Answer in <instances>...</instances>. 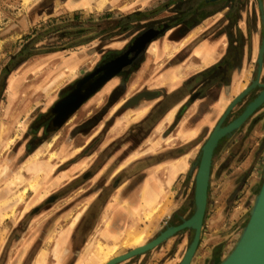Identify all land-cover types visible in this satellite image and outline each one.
<instances>
[{
  "label": "rangeland",
  "instance_id": "rangeland-1",
  "mask_svg": "<svg viewBox=\"0 0 264 264\" xmlns=\"http://www.w3.org/2000/svg\"><path fill=\"white\" fill-rule=\"evenodd\" d=\"M123 1L0 0V264H31L42 250L45 253L49 251V260L52 262L53 247L57 239L62 240V233L69 227L75 231L68 252L70 261L73 260L83 240L87 239L86 235L95 228L107 200L117 192L123 197L134 192L145 175L143 169L155 160L148 161L140 155L145 160L133 164L134 160L131 159L139 156L138 152H146L151 147L145 139L164 106L140 127L125 124L124 127L128 128H124L123 134L115 133L116 121L121 117L132 120L129 117L133 108L123 109V105L140 93L143 87V84L132 86L133 67L107 82L60 128H48L52 127L51 124L48 129L45 128L49 121L46 119L49 110L67 94L73 83L104 61L121 55L142 26L141 29L131 30L105 42L95 39L72 49L33 56L19 63L2 79L3 68L34 29L52 19L69 25L74 13L80 14L81 21L89 17L99 19L106 13L116 18L124 16L109 11L116 10L115 7ZM127 1L131 2L128 7L145 3L144 0ZM166 1L157 0L154 6L140 11L145 13V16H141L144 21L138 22L143 23V29H146L145 19L149 17L146 14ZM167 15L166 12L160 13L158 19ZM65 29L67 31L73 27ZM56 35H51L37 47L50 45L62 48L80 39L66 37L58 40ZM87 37L84 35L81 39ZM115 42H121L116 47L123 46L120 49L113 48L115 46L112 43ZM143 55L138 59L137 66L142 62ZM114 81L117 86L108 90V85ZM145 111L146 108L142 114ZM255 120H252L245 136L237 135L239 138L236 137L238 140L235 141L236 135L230 139L227 147L230 150L222 162L228 167L224 178L225 187H221L218 193L221 212L214 215L205 209L192 264H211L214 256L224 258L247 222L254 196L261 185L264 165V134L258 137L251 134L256 125ZM262 126L264 131V122ZM211 131L204 132L200 139L188 147L195 155L189 165V179L179 181L169 191L171 214L165 213L160 222L156 221L154 225L159 226L152 232L151 229L147 230L148 234L143 231L140 236L142 243L153 240L167 227L178 225L181 219H188L192 215L197 156ZM227 139L218 142L215 156L221 152ZM233 141L235 147L231 148ZM164 143L159 139L156 149L166 148ZM141 147L143 151L139 150ZM213 159L215 161L216 158ZM120 186L122 188H118ZM178 233L162 243L164 249L161 254L164 256L161 258L162 263L156 264L180 263L193 232L186 230ZM131 246L128 239L123 240L115 248H110L111 252L106 255L113 257ZM99 247L107 248L106 243L97 242L93 250L96 249L98 254ZM151 251L148 254L151 255ZM144 259L139 264H144ZM126 264L138 263L130 260Z\"/></svg>",
  "mask_w": 264,
  "mask_h": 264
},
{
  "label": "crops",
  "instance_id": "crops-1",
  "mask_svg": "<svg viewBox=\"0 0 264 264\" xmlns=\"http://www.w3.org/2000/svg\"><path fill=\"white\" fill-rule=\"evenodd\" d=\"M156 1L144 0L145 3L142 5L128 7L131 2L125 0L115 7L116 10L111 9L109 11L127 15L150 8V6H154ZM246 12L243 10L241 15L233 20L234 32L245 33ZM220 16V13L210 15L188 31H183L181 25L177 26L162 33V35H157L147 44L142 51V55L144 54L142 62L137 66V60L132 65V86L143 84L140 92H156L157 95L134 106L132 115L129 117L132 118L131 121H128L126 117H121L119 121H116L115 133L123 134L124 128H128L124 127L125 124H128L129 127L135 125L140 127L155 114L154 112L159 105L164 106L159 117L153 121L145 139L152 149L149 147L146 152H138L139 156L131 159L134 160L133 164L145 160L142 159V156L148 161H152L154 158L155 160L143 169L145 175L134 192L125 197L117 192L107 200L95 228L86 235L87 239L83 240V244L73 260L70 261L68 252L70 253L75 231L73 227H69L62 233V240L57 239L53 247L52 262L49 260V251L45 253V250H42L35 256L31 264H106L119 255L145 245L146 243H142L143 239L140 238L141 233L147 232L148 229H151V232L155 230L159 224L155 226L154 223L160 222L165 213H170L172 208L169 191H172V188L179 181L183 182L184 179H189V165L195 155H193V150H188V147L200 139L204 132L211 131L229 103L242 93L251 81L254 56L252 54L253 58H249L247 48L250 43L242 40L243 38L240 40L238 37L233 39L232 51L238 50V57L231 54L227 58L232 66L224 67L223 61L227 60L225 56L228 46L226 38L212 35V30ZM137 25L142 26V29L139 28L141 30L137 33V38L147 29L162 30H156L160 28V23L145 26L146 29H143V23H137ZM205 33H207L206 36H202ZM117 44H121V42L112 43L115 46L113 48L120 49L123 46L116 47ZM250 45L252 52H254L256 48L255 38ZM221 65L222 67H220ZM220 69L227 78L225 84V86L228 85L227 88L218 85L214 80V73ZM115 80L119 82L118 79ZM116 81L108 85V90L117 86ZM202 89L206 96L195 100V92L202 91ZM169 100L170 102L165 105ZM145 108L146 111L142 114ZM261 111L262 109L253 117L256 118ZM124 119L126 121H123ZM252 120L253 118L241 125L244 127H241L240 132L237 130L231 134L225 141L221 152L214 156L216 159L212 161L207 196V210L212 211L214 215L221 212V208H219L221 198L218 193L221 187H225L224 178L228 167L226 168L222 162L227 156V151L230 150L227 148L228 144L235 135L234 141L238 140L239 136L237 137V135L245 136L250 125H252ZM262 122L264 120L254 125L251 134L254 133L257 137L263 136ZM224 138L227 137H223L219 142ZM248 138L250 139V136ZM159 139L165 142L166 148L156 149L155 146L159 143ZM259 139L261 140L262 137ZM234 141L230 144L231 148L235 147ZM139 150L143 151L144 148L141 147ZM140 155L142 156L140 157ZM118 188H122V186ZM127 239L132 245L128 247V250L113 257H107L106 254L111 252L110 248H115L120 242ZM97 242L106 243L107 246L106 249L99 247V254L96 249L93 250L94 244ZM162 246V244L159 245L160 248L157 251H155L157 247L153 249L151 255L148 254L150 252L148 251L119 264H126L130 260H135L139 264L143 258L148 261H145L144 264L162 263L161 258L164 256L161 254L164 249ZM146 255L147 257H145Z\"/></svg>",
  "mask_w": 264,
  "mask_h": 264
},
{
  "label": "water",
  "instance_id": "water-1",
  "mask_svg": "<svg viewBox=\"0 0 264 264\" xmlns=\"http://www.w3.org/2000/svg\"><path fill=\"white\" fill-rule=\"evenodd\" d=\"M259 10L262 14L261 6ZM264 22V16L261 15ZM159 31L149 30L142 33L132 44L130 49L124 54L117 56L97 67L91 73L84 76L82 79L75 81L69 93L55 103L52 109L49 110L47 116L54 115L51 129L60 128L71 115H73L90 97L99 91L107 82L117 77L120 72L130 64L128 53L135 51L136 54L142 52L147 44L157 37ZM264 48V43L259 51V60ZM258 81H254L242 93L236 96L228 105L221 118L218 120L208 138L204 141L200 152L197 156L198 165L195 174L194 184V212L188 219H181L178 225L167 227L156 238L149 241L142 247L130 250L129 252L119 255L106 264H119L129 260L135 256L142 255L152 249L158 247L166 240L172 238L178 232L185 229L193 232L192 240L187 246L183 257L179 264H190L197 249L203 218L207 203V189L212 157L215 147L220 139L229 137L248 119V117L263 104L264 89L257 97L247 104L243 112L222 126L225 117L231 109L255 86ZM264 88V85H262ZM156 92H140L131 100L137 101L129 106L123 105V109L133 108L135 104L154 98ZM262 181L258 193L254 196L251 208L248 212V219L244 227L241 229L236 241L231 250L217 264H264V165L262 167Z\"/></svg>",
  "mask_w": 264,
  "mask_h": 264
},
{
  "label": "trees",
  "instance_id": "trees-1",
  "mask_svg": "<svg viewBox=\"0 0 264 264\" xmlns=\"http://www.w3.org/2000/svg\"><path fill=\"white\" fill-rule=\"evenodd\" d=\"M202 2L200 0H167L162 5L149 11L146 15H149L145 20L144 26H152V24L160 23V30L158 35L175 28L182 26L183 31H188L196 26L199 22L198 16ZM166 12L169 16L158 19L160 13ZM145 13L135 12L120 17H113L110 13L103 14L98 18L89 17L86 21L79 19L80 14L74 13L72 21L69 25L62 24L63 22L58 19H52L47 24L34 29L32 33L25 38V43L21 46L20 50L11 57L10 62L2 70V79L4 80L18 65L19 63L25 62L33 56L52 54L61 50L72 49L74 47L82 46L98 39L101 42H105L107 39L121 36L122 34L128 33L131 30H138L141 28L137 25L138 22H143L141 16H145ZM65 27H73L71 30L65 31ZM138 28V29H137ZM151 30V29H147ZM154 30V29H152ZM57 34V35H56ZM51 35H56V38L62 40L63 38L69 37L72 39H79L70 45H66L62 48H57L48 45H39L43 43L45 39L50 38ZM86 35L88 36L85 40L81 38ZM218 146V144H217ZM214 149L213 157L215 156ZM208 196V189H207ZM208 204V203H207ZM206 204V209H207ZM194 209L192 211V214ZM206 214V210H205ZM205 214L203 222L205 219ZM177 225V224H176ZM187 229L181 231L184 232ZM177 233L176 235H178ZM199 244V243H198ZM215 255V254H214ZM220 257L214 256L211 264H217L220 261Z\"/></svg>",
  "mask_w": 264,
  "mask_h": 264
},
{
  "label": "flooded vegetation",
  "instance_id": "flooded-vegetation-1",
  "mask_svg": "<svg viewBox=\"0 0 264 264\" xmlns=\"http://www.w3.org/2000/svg\"><path fill=\"white\" fill-rule=\"evenodd\" d=\"M202 2L200 11H199V22L201 23L205 19H207L210 15L215 14H221L220 18L217 20L214 29L212 30V35H215L216 37L224 36L227 41V49H226V58L229 57L231 54L233 56H237L238 50L234 49L232 51V44L234 43L233 39L238 37V40H246V42L250 43L255 38L256 40V48L254 52L251 50V45L248 44L247 52L249 58L252 57V54L254 56L253 59V69H252V76L251 81L249 85H251L254 81H258V85H255L241 100L238 102L229 112V114L225 117L222 126L227 125L229 122L233 121L235 118H237L245 109L247 104L252 102L257 95L264 89L262 85H264V48L261 54V59L259 60V51L264 43V22L262 21L261 15L264 16V0H200V3ZM261 6L262 14L259 10V7ZM245 10L247 11L245 14V33L240 34L236 31L234 32V27L232 25L233 20L236 19L237 16L241 15V12ZM147 31V30H146ZM211 31V30H209ZM208 31V32H209ZM207 33L203 34L202 36H206ZM137 39V37L132 41L131 45L123 52L124 54L127 52L130 47L132 46L133 42ZM251 41V42H250ZM142 52L136 54V50L128 53V58L131 60L130 64L125 67L119 74V76H122L125 73V70L132 67L133 64L136 63V61L141 56ZM120 56V55H119ZM117 57V56H116ZM238 57V56H237ZM115 58V57H113ZM113 58L108 59L107 61H104L101 65H104L105 63L109 62ZM253 58V57H252ZM231 60V59H230ZM231 62L227 58V60L223 61L224 67L228 68L227 66H232L230 64ZM99 65V66H101ZM222 67V65L220 66ZM220 71V72H219ZM214 80L218 83V85L223 86L224 88H227L228 85L225 86L227 83V78L225 75H223L222 69L218 70V72L214 73ZM202 85V84H201ZM200 85V87H201ZM71 89V88H70ZM70 89L68 90L67 94L69 93ZM66 94V95H67ZM196 98L195 100L201 99V97H205L206 93L202 89V91L195 92ZM65 95V96H66ZM162 105H159L156 110H158ZM262 109L261 113L256 116L255 123L260 122L264 120V102L261 104L260 107H258L249 117L248 119L242 124L244 125L249 119L253 118L254 115ZM156 110L154 113H156ZM46 119H49L48 123L46 124L45 128H51L48 127L49 124L52 126V121L54 115L47 116ZM221 118V117H220ZM218 122V121H217ZM48 127V128H47ZM214 128V127H213ZM213 130V129H212Z\"/></svg>",
  "mask_w": 264,
  "mask_h": 264
},
{
  "label": "bare ground",
  "instance_id": "bare-ground-1",
  "mask_svg": "<svg viewBox=\"0 0 264 264\" xmlns=\"http://www.w3.org/2000/svg\"><path fill=\"white\" fill-rule=\"evenodd\" d=\"M130 100V99H129ZM129 100L125 103L127 106H129V105H131V104H133V103H135L136 101H137V99H134V100H131L130 102H129ZM124 104V105H125ZM138 104V103H137ZM137 104H135L134 106H136ZM140 247H142V246H140ZM137 248H139V247H137ZM136 249V248H135ZM133 250V249H132ZM129 252V251H128ZM193 259V258H192ZM192 262V261H191ZM191 264V263H190Z\"/></svg>",
  "mask_w": 264,
  "mask_h": 264
}]
</instances>
